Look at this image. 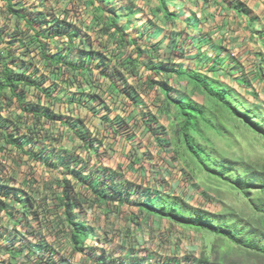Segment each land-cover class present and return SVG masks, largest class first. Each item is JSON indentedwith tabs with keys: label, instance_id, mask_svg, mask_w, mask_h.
Instances as JSON below:
<instances>
[{
	"label": "rangeland",
	"instance_id": "obj_1",
	"mask_svg": "<svg viewBox=\"0 0 264 264\" xmlns=\"http://www.w3.org/2000/svg\"><path fill=\"white\" fill-rule=\"evenodd\" d=\"M156 1L149 2L151 4L147 8H153ZM25 3H36L57 15H64L68 19L71 17L90 36L95 48L109 40L108 36H99V24L91 21L92 6L88 0H36ZM157 24L153 25V29H158ZM169 50L168 46L161 47L152 54V58L160 57L171 61ZM25 54L22 55L24 61L30 63V52L27 50ZM148 74L149 72L141 71L137 81L130 84L138 90L137 93H142V99L147 96L148 113L160 121L156 127L159 133L156 129L149 131L148 126L155 125L154 122L150 125L140 124L139 120L136 122V117L129 110L132 104L121 106L119 99L107 94L113 93L107 84L99 92L102 97H106L97 106L101 118L96 123L92 122L89 116L91 114H88V109L82 108V104L77 108L72 100L67 102L61 99L59 93H66L62 88L53 94L49 102L46 96L47 106L62 117L75 120L79 118L82 122L79 123V130L82 127L89 130L91 135H96L97 142L101 144L100 149L95 152L85 148L87 152L81 137L71 129H59L58 123L52 122L40 126L41 131H37L36 126L30 134L34 142L45 145V148L37 145L36 159L29 156L17 158L11 149L8 150L10 154L0 152V175L4 181L40 200V206L35 212L28 213L21 224L14 226L8 216L0 219V226L7 228L10 234L5 238V243L15 247L16 252L12 257L4 255L9 261L7 264H97L96 261L103 258L126 264H198L202 258L210 263L222 264L255 262L253 255L225 236L187 226L170 216L141 211L131 202L118 204L116 200L105 204L94 200L84 179L75 177L79 170L83 173L82 176L90 175V180H95L94 184H101L104 179L108 180L107 174L115 175L137 191L143 189L158 193L157 196H174L191 207L216 217L230 211L244 224L252 223L260 228L264 226V213L257 208H264V195L251 189L250 195L255 201L253 202L242 189L246 187L248 180L243 179L239 185L231 183V177L224 175L222 178L216 170L207 169L209 160L204 156L205 164H201L189 155L184 144L182 119H178L173 106L158 102L159 95L156 96L155 93H161V90L154 92L145 89L144 80ZM168 83L176 89L175 93L191 90L189 93H196L191 94L194 102L208 107L201 101L205 97L198 96V90L191 89L190 84L184 80L169 79ZM254 90L259 98L255 101V98L250 97L254 103L246 101L253 108H249V118L234 115L223 107L214 115L215 121L212 125L200 122L197 129L188 132L193 140L213 147V153L217 155L258 167L264 164V93L256 88ZM129 101L132 100L127 99ZM110 110L118 113L119 118L115 120V113L110 115ZM19 114L21 115L17 116ZM13 115L24 121L20 110ZM114 120L116 132H112L105 125ZM56 150L67 152L73 158V162L69 164L71 172L47 169L52 168L47 166V161L50 162L51 151ZM26 151L34 155L31 148ZM67 179L82 202L84 218L93 227V232L83 243V250L72 248L69 221L64 208L58 203L59 187ZM96 179L99 180L98 183ZM134 198L141 199L139 194L130 191L129 201ZM34 213L39 215L35 216Z\"/></svg>",
	"mask_w": 264,
	"mask_h": 264
},
{
	"label": "trees",
	"instance_id": "obj_2",
	"mask_svg": "<svg viewBox=\"0 0 264 264\" xmlns=\"http://www.w3.org/2000/svg\"><path fill=\"white\" fill-rule=\"evenodd\" d=\"M33 1L36 0H29V2ZM106 1L88 0L92 6L91 21L98 23L100 27V31H97L99 36L105 35L109 38V42L103 41L101 47L95 48L90 36L71 17L68 19L64 15L60 16L45 8H39L36 3L28 5L24 0H5L7 4L0 9V13L7 17L8 12H13L17 17V28L6 31L13 40L12 48L8 49L9 56H5L0 51V59H6L9 62L2 64L4 66V79L3 82L0 81V93H5L7 89L12 91L11 102L22 112L24 121L17 117L21 114L15 117L12 113L2 116L0 111V152L10 154L8 150L11 149L17 158L29 156L36 159L37 145L40 148H45V145L34 142L30 134L34 128L36 129V126L38 127L37 131H41L40 126L49 125L52 122L58 123L61 130L64 127L71 129L73 133L81 137L84 149L97 152L101 144L97 142L96 135H91L89 130L82 127L81 131L79 130V123L82 124L79 118L75 120L66 116L62 117L60 113L48 107V104L43 103L42 99L46 100L47 96L49 102L53 94L63 88L66 93H73L67 102L72 100V103L83 105L84 103L81 102L86 101V99L82 98L87 97L101 102V97L97 93L103 90L104 84L112 86L122 93H137L138 90L127 80L129 78L137 80L139 73L145 71L149 74L148 78L144 80V87L148 88V91L161 90V93H155L156 96L159 95L157 97L159 98L158 102L173 106L178 119H182L184 144L189 155L201 164H205L202 157L204 156L205 159L209 160L206 164L207 169L216 170L222 178L224 175L227 178L231 177V180L229 179L231 183L239 185L243 179L248 180L249 182L245 183L246 187L242 189L255 202L250 195V190L255 189L264 195V164L258 167L255 164H247L237 159L217 155L213 153V147L197 143L193 140V136L188 133L197 129L200 122L212 125L215 121L214 115H217L223 107L229 109L234 115H240L245 119L249 118L247 117L250 113L249 108H253L233 88L220 86L219 83L206 74L197 72L196 69L186 71L176 67L174 63H170L166 59L152 58V54L160 48L159 43L157 41L146 43V40L142 42L130 40L129 34L125 33L117 22L120 14L119 7L113 4L108 7ZM159 4L162 8L155 6L157 10L161 9L160 11L163 12L165 18H170L172 13L166 8L165 0H159ZM108 9H110V13L113 12V16L110 18L107 15ZM125 9L134 10L133 4L128 2ZM151 13L153 16L155 15V12L151 11ZM23 20L21 27L20 23ZM146 34L148 36L147 32ZM158 34H160L159 30ZM0 35H2L1 31ZM176 47L178 45L174 44L170 49L171 53H180L183 48L178 47L176 49ZM27 50L30 52V63H26L22 57V55H26ZM169 79L184 80L193 88H197L199 93L205 97L203 102L208 107L195 103L185 95L175 97L176 89L168 83ZM140 89L142 90V88ZM29 93H32L37 100L33 101L28 96ZM178 93L183 92L179 91ZM84 95L85 97H83ZM3 97L5 98V96ZM128 99L135 101L137 98L131 94ZM4 101L6 100L4 99ZM66 108H68L67 105ZM259 114L261 115V113ZM115 117L116 120L119 115L115 114ZM152 118V114L148 113L147 125L155 123V118ZM115 120L105 124L112 132L117 130L113 126ZM157 126V124L148 126L149 131L156 129L155 131L158 132ZM54 133L55 131H53ZM158 136L159 134L157 138ZM28 148L34 151V155L26 151ZM49 160L47 166L50 165L52 168L48 167L47 169L71 172L69 164L73 162V158L67 152L51 151ZM106 172L108 173L107 170ZM75 174V177L80 176L87 183L94 200H100L105 204H110L116 200L118 204L125 201L131 202L138 206L141 211L170 216L187 226L225 236L253 255L255 257L253 264H264V226L260 228L252 223L244 224L237 220L236 214L230 211L216 217L209 212L191 207L174 196H157L158 193H151L148 192L149 190L143 189L137 191L127 182L122 181L121 177L119 180L115 175L107 174L108 180L104 179L101 184H94L93 181L95 180L91 181L90 175L82 176L83 173L79 170ZM96 182L98 183L99 180L96 179ZM130 191L139 194L141 199L134 198L129 201L128 194ZM57 198L69 221L68 227L71 230L69 238L72 248L83 250V243L87 236L93 232V227L84 218L81 211L82 202L68 179L62 182L61 187H59ZM10 202L11 206H9ZM39 202L40 200L26 194L24 190L6 183L0 175V219L8 216L14 226L21 224L28 213L36 211V208L40 206ZM257 208L264 213V208L258 206ZM33 215L39 214L34 213ZM8 232L7 228L0 226V264L9 262L4 255L12 257L16 254L15 247L5 243V238L10 235ZM96 263L126 264L123 262L115 263V260L104 258L97 260ZM198 264L222 263H210L206 258H202Z\"/></svg>",
	"mask_w": 264,
	"mask_h": 264
},
{
	"label": "crops",
	"instance_id": "obj_3",
	"mask_svg": "<svg viewBox=\"0 0 264 264\" xmlns=\"http://www.w3.org/2000/svg\"><path fill=\"white\" fill-rule=\"evenodd\" d=\"M4 1L0 0V5ZM151 1L153 3L154 0H107L106 2H108V7L111 4L119 7L120 14L117 22L125 33L129 34L130 40L136 42L146 40V43L157 41L160 48L168 46L171 49L174 44L183 47L180 50V56L175 55L174 57L172 54L174 58L171 61L176 67L186 71L196 69L197 72L206 74L220 86L233 88L250 103H254L256 98H259L254 88L264 93V0H165L166 8L172 13L170 18H165L161 9L157 10L158 7L162 8L159 0L149 10L147 6L151 4L149 3ZM128 2L133 4L134 10L125 9ZM151 11L155 12L154 16ZM107 15L110 18L113 12L110 13L108 9ZM154 24L158 25V29H153ZM2 30L0 29L1 32ZM158 30L160 34L157 35ZM5 50V46L0 44V51L7 56ZM246 57L248 58L245 59ZM5 61L6 59H0V81L2 82L4 79L2 64L9 63ZM147 78L148 75H145V80ZM133 81L137 80L133 78L127 80L129 84ZM190 88L193 89V86L190 85ZM109 89L113 93L107 94L119 99L121 106L132 104L129 110L136 117V122L139 120L140 124L145 123L146 125L147 96L142 99V93H122L112 86H109ZM189 91L186 89L183 92L182 90L183 93H175L174 96L185 95L195 101L191 94L196 93H189ZM72 94L59 93V96L63 101H68ZM131 94L137 99L127 102ZM197 95L203 98L201 93ZM28 96L33 101L37 100L32 93ZM12 97L10 89H7L5 93H0L2 116L19 112V109L11 102ZM100 97L101 102L89 97L82 98L86 101L81 102L84 103L82 108L88 109V114H91L89 116L95 123L101 118V112L97 106L102 104L103 97L106 96L100 95ZM250 97L255 98V101H251ZM203 100L204 98L201 99ZM75 106L81 107L79 103ZM114 113L118 114L110 110V115ZM154 118L155 125H159L158 118L155 116ZM122 119L124 120L123 117Z\"/></svg>",
	"mask_w": 264,
	"mask_h": 264
},
{
	"label": "clouds",
	"instance_id": "obj_4",
	"mask_svg": "<svg viewBox=\"0 0 264 264\" xmlns=\"http://www.w3.org/2000/svg\"><path fill=\"white\" fill-rule=\"evenodd\" d=\"M104 1V0H103ZM27 2L28 3H30L28 0H27ZM33 2H35V1H33ZM7 3H5V1L0 5V7L2 8L4 5H6ZM39 6V8H42V6H40V5H38ZM0 8V9H1ZM0 19H1V21H0V29H5V30H3L1 33H2V35H0V42H2V43H0V44H2L3 46H5V48H6V55L7 56H9V50H7V49H9V48H12L11 47V44H12V42H13V40H12V37H10V35H9V33L7 32L6 33V31H12V30H14L15 28H17L16 27V23H17V17H16V15L13 13V12H8V14H7V17H5L2 13H0ZM3 20H5V21H3ZM22 22H24V20L23 21H21V27L23 26L22 25ZM6 37H5V36ZM153 42H156V41H153ZM159 50H160V48H159ZM170 53H171V51H170ZM173 53H171V55H172ZM173 55H177V56H180V54L179 53H174ZM173 55H172V59L174 58L173 57ZM225 56V55H224ZM161 60H163V59H165V58H160ZM171 59V60H172ZM166 61H169V60H166ZM170 63H173L172 61H169Z\"/></svg>",
	"mask_w": 264,
	"mask_h": 264
}]
</instances>
